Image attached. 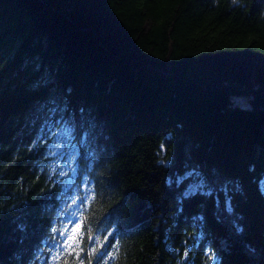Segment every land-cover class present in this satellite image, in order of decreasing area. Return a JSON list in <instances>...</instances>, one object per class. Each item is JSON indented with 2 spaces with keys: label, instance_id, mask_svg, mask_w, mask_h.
<instances>
[{
  "label": "trees",
  "instance_id": "16d2710c",
  "mask_svg": "<svg viewBox=\"0 0 264 264\" xmlns=\"http://www.w3.org/2000/svg\"><path fill=\"white\" fill-rule=\"evenodd\" d=\"M262 183L264 0H0V264H264Z\"/></svg>",
  "mask_w": 264,
  "mask_h": 264
},
{
  "label": "snow or ice",
  "instance_id": "6c2138e0",
  "mask_svg": "<svg viewBox=\"0 0 264 264\" xmlns=\"http://www.w3.org/2000/svg\"><path fill=\"white\" fill-rule=\"evenodd\" d=\"M80 230H81V224L79 223L75 224V226L72 228L73 235L68 237V241H73L75 239V234L78 233ZM76 255L79 256V252H77ZM81 264H84V262L81 261Z\"/></svg>",
  "mask_w": 264,
  "mask_h": 264
},
{
  "label": "rangeland",
  "instance_id": "374dc122",
  "mask_svg": "<svg viewBox=\"0 0 264 264\" xmlns=\"http://www.w3.org/2000/svg\"><path fill=\"white\" fill-rule=\"evenodd\" d=\"M236 101L242 106L246 105L245 104L246 102L243 99H239V100H236ZM262 185L264 186V183H262Z\"/></svg>",
  "mask_w": 264,
  "mask_h": 264
}]
</instances>
